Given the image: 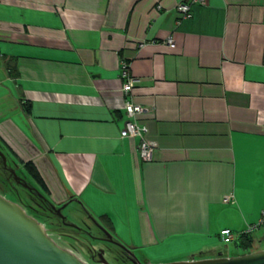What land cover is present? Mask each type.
<instances>
[{
	"label": "crops",
	"instance_id": "0c3cea01",
	"mask_svg": "<svg viewBox=\"0 0 264 264\" xmlns=\"http://www.w3.org/2000/svg\"><path fill=\"white\" fill-rule=\"evenodd\" d=\"M183 1L0 0L2 170L21 179L32 162L51 208L130 226L132 250L231 256L221 229L264 211V0H207L188 18ZM127 101L146 108L151 161L121 136Z\"/></svg>",
	"mask_w": 264,
	"mask_h": 264
},
{
	"label": "rangeland",
	"instance_id": "374dc122",
	"mask_svg": "<svg viewBox=\"0 0 264 264\" xmlns=\"http://www.w3.org/2000/svg\"><path fill=\"white\" fill-rule=\"evenodd\" d=\"M8 171L5 172V170L3 171L2 167H0V193L4 194L7 198L22 204L30 215L37 218L41 222H45L56 236H61L65 242L68 241L73 244L75 250H77V252L86 259L98 261V258H94L92 256L93 251L91 249H94L95 251V249L104 248L107 250L105 256L111 264L118 261L115 257L116 254L118 255L120 252L124 251L110 241H103L94 238V236H102L103 233L98 228L97 224H95L90 218V215L92 214H90L88 209L87 211L89 213L87 215L85 212L86 208L77 205L75 202L70 203L68 206L63 208L62 215L64 218H67L73 226L64 224L60 216H58L55 212H51L47 207H45V204H43L44 201L41 200L43 198L42 195L47 199L49 196L43 194L42 189L35 180H33L28 174H24L22 175L23 179L21 178V185L17 182L20 179L12 177ZM14 179L16 180L14 181ZM94 215H96L95 212L93 213V216ZM94 217L96 218V216ZM96 220L101 221L98 218H96ZM116 222L119 224V221ZM105 228L121 244L129 246L131 249L132 245H135L133 238H131L132 232L130 226L118 225V232H120V234L113 232V228L112 230L107 227ZM258 230L259 229L255 231V236L257 237V240L254 243L255 251L264 249V227L260 231ZM62 239H60L62 245H65ZM156 249L157 248L134 249L132 250V257L134 256V259L141 263L146 261V259L172 262L173 260H181L182 257L189 253V251L183 248V246H179L174 243L159 247V250ZM224 253H228L233 256L237 253L236 245L230 244L224 249ZM114 257L116 259H114ZM125 264H133V262L128 261V263Z\"/></svg>",
	"mask_w": 264,
	"mask_h": 264
},
{
	"label": "water",
	"instance_id": "95a60500",
	"mask_svg": "<svg viewBox=\"0 0 264 264\" xmlns=\"http://www.w3.org/2000/svg\"><path fill=\"white\" fill-rule=\"evenodd\" d=\"M0 155L4 158V163H7L6 156L1 150ZM53 207L64 218L62 215L64 206ZM99 226L111 241L115 240L104 226ZM117 243L133 255L129 246H125L120 242ZM0 264L88 263L82 260L75 252L56 243L46 233L42 222L30 215L22 204L0 193ZM99 264L109 263L103 262ZM141 264H264V249L233 256Z\"/></svg>",
	"mask_w": 264,
	"mask_h": 264
},
{
	"label": "built area",
	"instance_id": "2783aa9c",
	"mask_svg": "<svg viewBox=\"0 0 264 264\" xmlns=\"http://www.w3.org/2000/svg\"><path fill=\"white\" fill-rule=\"evenodd\" d=\"M206 1L207 0H185L183 2H180L177 5L176 9L183 18H188L192 15L193 6L198 5V4L200 5L205 4ZM167 42L171 46H174L175 44L173 38L171 37L168 38ZM121 75L124 79H126L125 84L123 86V91L125 92L131 91L136 81L133 77H131L129 73V63L126 61H123L121 64ZM125 110H126V114L128 118L125 122L124 128L121 131V136L123 138H132V139L139 138L138 153H139L140 158H142L144 161L153 160L154 154H155V148L147 141L146 134H147L148 128L145 125L140 124L137 121V115L145 112L146 108L140 104H135L131 101H127L125 104ZM230 201H231L230 196H227L224 198V202H230ZM42 224L45 228L46 233L56 243H58L60 246L64 248H67L75 252L86 263L88 264L103 263V262H99L95 260L91 261V260L86 259L82 255H80L77 252V250H75L74 246L70 242L68 241L65 242L64 239H62L63 237L56 236L45 222H42ZM263 225H264V211L262 212L261 219L256 224L249 226L246 230H242L238 233H235V231H233L231 228H228V227L221 229L220 231L221 241L226 245H230L238 238V236L242 234L252 233L253 231L257 229H260ZM60 239L63 240L65 245H62Z\"/></svg>",
	"mask_w": 264,
	"mask_h": 264
},
{
	"label": "trees",
	"instance_id": "16d2710c",
	"mask_svg": "<svg viewBox=\"0 0 264 264\" xmlns=\"http://www.w3.org/2000/svg\"><path fill=\"white\" fill-rule=\"evenodd\" d=\"M24 169L29 174V176L37 182L44 195H46V193H49V189L45 183V180L41 176L37 167L32 162L24 163ZM42 197L43 198L41 200L44 201L43 204H45V207L50 209L52 204L47 200L45 196L42 195ZM256 240L257 238L252 233L242 234L238 236V238L232 243L235 244L237 248V253H235L234 255H240L255 251L254 243Z\"/></svg>",
	"mask_w": 264,
	"mask_h": 264
},
{
	"label": "flooded vegetation",
	"instance_id": "af4514ba",
	"mask_svg": "<svg viewBox=\"0 0 264 264\" xmlns=\"http://www.w3.org/2000/svg\"><path fill=\"white\" fill-rule=\"evenodd\" d=\"M3 166V157L0 155V167H2ZM10 174H11V176L12 177H14V178H16V175L14 174V173H12V171L10 170V171H8ZM16 179H14V181H15ZM17 182H19V184H21V182H22V180L20 179L19 181H17ZM22 185V184H21ZM24 186V185H23ZM51 212H55L58 216H60L59 214H58V211H57V209H53V208H50L49 209ZM61 217V216H60ZM61 220L63 221V223L64 224H67V222L66 221H64L63 220V217H61ZM101 232L103 233L102 234V236H97V237H95L94 236V238H96V239H99V240H107V241H110V242H112V243H114V244H116L117 246H119L124 252H120L118 255L116 254V258L114 257V259H116V260H118V261H115L114 263H112V264H125V263H128V261H130V262H132V260H133V258H132V256H131V254L125 249V248H123L120 244H118L117 242V240L115 239L114 241H111L108 237H107V235H106V233L103 231V230H101ZM116 241V242H115ZM73 245V244H72ZM92 251H93V257L94 258H98V261L99 262H106V263H109V264H111V262L106 258V253H107V250L106 249H104V248H102V249H95V251H94V249H91ZM96 261V260H95Z\"/></svg>",
	"mask_w": 264,
	"mask_h": 264
}]
</instances>
